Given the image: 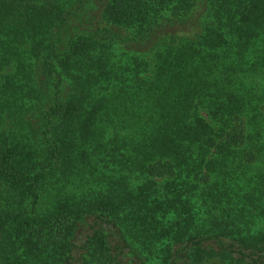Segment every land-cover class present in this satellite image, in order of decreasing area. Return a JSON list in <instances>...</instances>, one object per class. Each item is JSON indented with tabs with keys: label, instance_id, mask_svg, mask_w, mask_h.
Segmentation results:
<instances>
[{
	"label": "trees",
	"instance_id": "trees-1",
	"mask_svg": "<svg viewBox=\"0 0 264 264\" xmlns=\"http://www.w3.org/2000/svg\"><path fill=\"white\" fill-rule=\"evenodd\" d=\"M0 264H264V0H0Z\"/></svg>",
	"mask_w": 264,
	"mask_h": 264
}]
</instances>
